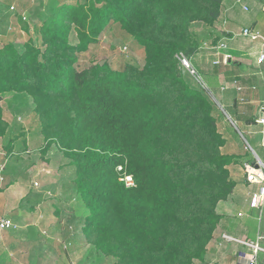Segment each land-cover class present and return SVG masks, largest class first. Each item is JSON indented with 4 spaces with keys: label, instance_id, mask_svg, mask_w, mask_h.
Listing matches in <instances>:
<instances>
[{
    "label": "trees",
    "instance_id": "1",
    "mask_svg": "<svg viewBox=\"0 0 264 264\" xmlns=\"http://www.w3.org/2000/svg\"><path fill=\"white\" fill-rule=\"evenodd\" d=\"M223 1L49 0L21 50L0 45V137L3 95L24 93L44 151L55 146L73 166L84 242L114 264L202 262L236 185L229 167L240 157L222 151L216 105L176 57L198 51L192 25L213 26ZM113 25L143 47V64L82 65Z\"/></svg>",
    "mask_w": 264,
    "mask_h": 264
},
{
    "label": "crops",
    "instance_id": "2",
    "mask_svg": "<svg viewBox=\"0 0 264 264\" xmlns=\"http://www.w3.org/2000/svg\"><path fill=\"white\" fill-rule=\"evenodd\" d=\"M6 2H9L8 10L6 9ZM15 3L16 0H0V37L6 35L5 31L8 30L6 27L8 26L9 28L11 26L10 20L13 12L10 11V7L14 6ZM263 4L264 0H224L219 19L214 24V28L206 29L208 30L206 35L203 33L205 38H203V35L200 39L194 26L197 28L202 25L204 31L208 26L203 23H194L192 25V32L199 43V48L190 61L199 72L205 74L209 87L215 86L218 88L221 98L224 100L220 104V107H232L235 112V115L226 114L223 118L217 117L219 131L225 139L222 151L228 154L241 155L242 157L247 155L245 152L243 153L244 155L242 154L240 140L238 138L232 139L226 137L227 133L226 135L224 133L226 131L230 132V129H228L230 125L237 127V123L242 122L247 131L261 134L260 145L264 149V125L257 121L258 115L261 114V108L264 107V64L257 63L258 54L264 52ZM244 6L248 8L247 11L243 9ZM4 19L6 20L4 21ZM245 27L252 30L253 34L251 36L241 34V30ZM255 34H258V36H255ZM222 40L227 44L225 52L230 57L225 62L222 61L216 64L214 63L216 56L213 46ZM12 97L20 99L18 102L24 100L23 102L25 103L29 101L25 96L20 98L21 95L19 93L13 94ZM3 113L4 120L11 127L13 125L16 127L23 126L17 124L16 118H8V114L7 118H5L4 110ZM16 133L21 136L18 138ZM23 134L25 136L26 134H29V136L39 135L37 123L33 130H13V128L8 126L5 135L0 137V178H2L0 180V189H2L1 185H3L10 192L17 191L15 185L21 175L11 170L10 181L7 182L8 178L2 174V171L7 168L8 158L12 157V154H15V152L6 154L4 146L6 142L9 143L11 140H13V145H17L20 138L24 140V144L27 141V137L23 136ZM253 152L264 162V155L260 157L255 151ZM246 162L251 161L242 158L238 163H234L229 167L230 176L236 185L231 194L225 200L218 203L217 212L220 215V220L212 239L207 245L204 260L202 262L196 261L195 264H207L211 262L214 264H247V257L252 255V249L246 243L258 245L259 250L256 253V264H264V207L260 212L256 208H251L249 204L251 193L256 191L262 183L259 180L251 181L247 178L243 168V164ZM14 167L18 170L17 160L14 161ZM48 170H38L36 175L46 176L48 173H45V171L48 172ZM11 179L14 182H11ZM32 181L36 182L38 180ZM27 194L29 196H26ZM9 195L10 193L5 190H0V216L11 218L14 222L18 221L17 214L14 207L12 210H9L10 203H15L16 209H21L28 213L35 211V207H41V209L39 208V213L32 216L34 219L31 222H26L21 228L23 230L15 234L17 236L8 243L6 248L9 250V255L11 251H15L21 246H39V244H43L42 240L45 242L44 245H47V252L54 251L51 244L56 239L54 234L57 231H60V235H62L64 240H70L77 246V239L74 238V233L76 230L82 236L80 226L83 220V210L79 209V211L74 212V217H71L70 223L66 227L64 223L62 224L59 221L58 213L60 210L56 202L52 203L49 200H43L41 194L30 192V190L27 192L18 191L13 201L10 200ZM24 202L31 203L25 208ZM76 204L78 206L79 203L77 202ZM49 205L55 208L54 217L53 215L49 217L52 214L46 209ZM240 212L242 213L241 216L238 215ZM73 221L78 222V224H75ZM60 224L64 225V227ZM69 225H72L71 229L74 231L69 230ZM223 235L229 236L232 239L224 238ZM55 236L57 237L58 235ZM4 259H8V257L6 258L5 251H2L0 254V264H5L6 260ZM39 259H37L35 264H45Z\"/></svg>",
    "mask_w": 264,
    "mask_h": 264
},
{
    "label": "rangeland",
    "instance_id": "3",
    "mask_svg": "<svg viewBox=\"0 0 264 264\" xmlns=\"http://www.w3.org/2000/svg\"><path fill=\"white\" fill-rule=\"evenodd\" d=\"M61 1L71 2L73 0ZM8 3L9 2H6L7 10ZM48 4L49 0H16L15 5L11 6L13 8L10 7V11L13 12L10 20L11 26L9 28L7 26L6 29L8 30L5 31L6 35H2V37H0V45L7 41H12L15 46L21 50L22 44L27 41L29 37H35L34 26L40 25V14L48 12ZM5 20L6 19H4V21ZM194 28L197 30L198 36L201 39L204 34L206 35L209 29L214 28V25L208 26L205 28V31L202 25L197 28L194 26ZM205 35L203 38H205ZM143 60V47L136 43L129 34L120 30L117 25H113L111 29L104 32L100 36L97 43L91 45L88 51L79 55V62L84 66L92 62L106 61L115 69H121L127 63L140 66L143 64ZM195 69L204 84L202 81L188 75L189 73L184 69L183 70L189 80H193L194 82L196 81L208 91L212 101L216 105V117L220 116L223 118L226 114L235 115L232 107H220V104H222L224 100L221 98L218 88L215 86L209 87L205 74L199 72L197 68ZM13 94L15 93H6L2 97L1 105L5 111V118H7L8 114V118H16L17 124L23 126L16 127L13 125V127H11V125L6 123L7 127L9 126L10 128H13V130H33L36 123H38L32 109L33 103L24 93L19 94L21 95L20 98L25 96L29 99V101L25 103L23 102L24 100L22 102H18L20 99L12 97ZM228 129H230V132L226 131L224 135L227 133L226 137H230L232 139L238 138L242 145V154L245 152L247 155L245 157L240 155V159L243 158L248 161H252L254 157L253 151H255L260 157H263L264 149L260 145L261 134L247 131L242 122H238L237 127H232L230 125ZM16 134L18 138L21 136L20 134L18 135V133ZM23 136H25V134H23ZM25 137H27V141H25L26 144H23L24 140L20 138L17 145H13V140H11L9 143L6 142L4 146V152L6 154L11 152H15V154H12V157L8 158L7 168L6 170L2 169V174L8 178L7 182L10 181L9 177L12 173L11 170L21 175L19 181L15 185V189L17 191L10 192V190H6L3 185H1L2 189L0 190H5L10 193L9 198L11 201L16 198L18 191L27 192L30 190V192L41 194V198L43 197V200H49L52 203L56 202L57 207L61 211L58 213L59 221L68 227V224L70 223L69 220L73 216V213L79 211V207L76 204L77 200L75 199L76 194L73 189V166L69 164V160L67 158L57 151L55 146H52L47 151H44L46 145L40 134L31 136L26 134ZM16 160L18 163V170L14 167V161ZM42 169H49L48 172L45 171V173L48 174H46V176H37L36 173L38 170ZM0 180H2V178H0ZM32 180H38L36 182H38L39 186H34ZM11 182H14V180L11 179ZM26 196L29 195L27 194ZM30 203L24 202V207L27 208ZM13 207L15 208V212L17 214L16 217L18 221L16 224L19 226L18 229L0 230V254L2 251H5V256L6 258L8 257V259H4L6 260L5 264H35L38 258H40L39 260L45 264H114L112 258H107L98 254L91 246L85 244L80 232L76 230L74 238L77 239V246L70 240H64L62 235H60V231H57L54 234L56 239H54L53 244H51L52 250L54 251L47 252V245H44L45 242L42 240L41 242L43 244H39V246H21L17 250L11 251L9 255V250L6 248L8 243L17 236L15 234H18L20 230H23L21 228L26 222H31L34 219L32 216L39 213V208L41 209V207H35V211L28 213L24 210L16 209L15 203L12 202L10 203L9 210H12ZM46 209L52 213L49 217H52V215L54 217L55 208L49 205ZM73 222L78 224L76 221ZM64 225L62 226L64 227ZM69 230L72 231L73 229L70 228ZM48 234L51 235L50 233ZM55 235L58 236L56 237Z\"/></svg>",
    "mask_w": 264,
    "mask_h": 264
},
{
    "label": "built area",
    "instance_id": "4",
    "mask_svg": "<svg viewBox=\"0 0 264 264\" xmlns=\"http://www.w3.org/2000/svg\"><path fill=\"white\" fill-rule=\"evenodd\" d=\"M240 1V0H238ZM13 8V7H11ZM245 11L248 10L246 6L243 7ZM263 11H264V4H263ZM241 34L244 36H251L252 30H250L248 27H245L241 30ZM255 36H258V34H255ZM227 49V44L224 40L219 41L215 46H213L214 54L216 55V59L214 63H220L222 61H226L230 55L225 52ZM177 59L179 60V63L181 67L187 71L190 75L195 77V79H198L202 81L199 74L197 73L196 69L193 67L190 58L185 56L183 53H178L176 55ZM257 63L263 65L264 64V52H260L257 56ZM203 82V81H202ZM204 84V82H203ZM257 121L260 124L264 125V107L261 108V114L258 115ZM244 170L246 172L247 178L251 181L259 180L261 181V186L250 195V207L256 208L260 212L262 208L264 207V162H262L254 153V157L251 162L244 163ZM116 170L120 172V180L124 182L126 187L134 186V180L131 174H127L123 168V166L118 165L116 167ZM34 186H39L38 182H33ZM239 216L242 215V213H238ZM18 224L14 222L11 218H6L0 216V230H15L18 229ZM224 238L232 239L229 236L223 235ZM251 249H252V255L250 257H247V264H256V253L259 250V247L257 244L253 243H246ZM207 264H214V263H207Z\"/></svg>",
    "mask_w": 264,
    "mask_h": 264
}]
</instances>
